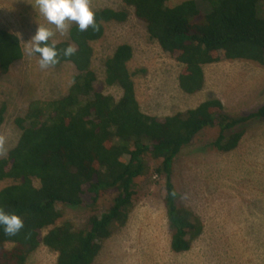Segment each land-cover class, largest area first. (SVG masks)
<instances>
[{"label": "trees", "instance_id": "trees-1", "mask_svg": "<svg viewBox=\"0 0 264 264\" xmlns=\"http://www.w3.org/2000/svg\"><path fill=\"white\" fill-rule=\"evenodd\" d=\"M121 1L126 9L94 11L96 29L89 26L81 32L74 24L68 40L55 41L61 54L50 69H73L67 90L61 93L58 79L56 96L35 94L31 87L13 120L19 137L0 157V208L20 215L24 227L14 236L0 230V264H29L42 246L56 254L55 264H94L103 243L127 223L139 181L154 176L165 183L171 250L188 252L205 225L189 206L179 203L173 183L177 159L207 130L217 135L210 148L231 153L245 134L239 128L264 120V104L233 117L218 99L162 118L144 113L135 81L143 70H130L134 49L129 44L119 45L105 60L104 83L93 67L94 43L103 39L107 25L126 23L131 9L145 23L150 38L182 65L176 77L180 90L198 94L206 85L204 68L222 57L264 68V0H199L209 7L206 15L197 0L176 7H170L168 0ZM69 45L76 51L64 57L62 51ZM24 54L20 38L0 29V75H8ZM99 81L104 87H119L121 98L107 95L97 87ZM8 117L3 103L0 133ZM105 197L112 198L110 207L99 212ZM66 207L90 210L83 229L65 220Z\"/></svg>", "mask_w": 264, "mask_h": 264}, {"label": "rangeland", "instance_id": "rangeland-1", "mask_svg": "<svg viewBox=\"0 0 264 264\" xmlns=\"http://www.w3.org/2000/svg\"><path fill=\"white\" fill-rule=\"evenodd\" d=\"M185 1L188 0H168V5L176 7ZM197 1L202 15H206L209 7ZM34 3L35 0H0V29L16 34L25 53L8 75H0V105L5 103L9 109V121L0 133V157L17 143L19 134L13 120L24 108L22 102L29 98L30 88L35 94L56 96L57 79L62 94L71 82L70 66L41 69L39 59L28 56L25 49L38 23L53 31L50 39L61 42L68 40L75 22L62 35L39 15ZM89 3L93 12L104 8L126 9L121 0H89ZM128 10L126 23L107 25L103 39L94 43L93 67L104 83L105 60L119 45H131L134 57L130 70L144 69L135 80L144 113L162 118L218 99L229 115L243 117L264 104V68L257 63L227 61L223 57L204 68L206 85L202 92L183 93L176 80L182 65L150 38L145 23ZM100 81L97 87L102 86L115 100L121 98L123 92L119 87H104ZM239 129H244L245 134L231 153L210 148L217 135L215 130H207L177 159L173 183L179 192V203L189 206L206 229L188 252L177 254L171 250L173 230L164 205L165 183L154 176L152 180L139 181V195L127 223L103 243L101 256L94 264H264V120H255ZM111 200L101 199L99 212L106 211ZM64 209L65 220L78 229H83L92 214L86 208ZM55 263L56 254L42 246L29 264Z\"/></svg>", "mask_w": 264, "mask_h": 264}, {"label": "clouds", "instance_id": "clouds-1", "mask_svg": "<svg viewBox=\"0 0 264 264\" xmlns=\"http://www.w3.org/2000/svg\"><path fill=\"white\" fill-rule=\"evenodd\" d=\"M33 7L39 15L55 26L62 35L68 29L71 22H75L79 31L83 32L91 26L97 28L94 20V12L90 8L89 0H35ZM54 35L49 28L38 23L37 29L25 49L28 56H39L41 69L54 66L59 61L60 52L56 48L55 41L50 42ZM76 49L69 45L63 49L62 55L70 57ZM24 227V221L20 215L7 212L0 208V230L5 235L14 236Z\"/></svg>", "mask_w": 264, "mask_h": 264}, {"label": "bare ground", "instance_id": "bare-ground-1", "mask_svg": "<svg viewBox=\"0 0 264 264\" xmlns=\"http://www.w3.org/2000/svg\"><path fill=\"white\" fill-rule=\"evenodd\" d=\"M228 1V0H227ZM143 49V48H142ZM170 62V61H169ZM144 70V69H143ZM151 70V69H150ZM179 72V71H178ZM247 72V71H246ZM252 72V71H251ZM135 79V78H134ZM136 80V79H135ZM178 81V80H177ZM252 81H253V79H252ZM256 84V83H255ZM262 88V87H261ZM178 90V89H177ZM262 91V90H261ZM264 97V96H263ZM197 105V104H196ZM156 108V107H155ZM162 108V107H161ZM160 108V109H161ZM152 111V110H151ZM163 111V110H162ZM176 115V114H175ZM210 146V145H209ZM189 155V154H188ZM178 191V190H177ZM193 192V191H192ZM181 193V192H180ZM194 196V195H193ZM192 196V197H193ZM200 199V198H199ZM162 200V199H161ZM184 204V203H183ZM159 205V204H158ZM78 208V207H77ZM86 208V207H85ZM190 210V209H189ZM164 211V210H163ZM218 214V213H217ZM209 215V214H208ZM218 216V215H217ZM223 216V215H222ZM210 217H211V215H210ZM218 218V217H217ZM223 219V218H222ZM227 220V219H226ZM219 221V220H218ZM214 226V225H213ZM214 228V227H213ZM237 228V227H236ZM228 229H229V227H228ZM206 230V229H205ZM234 230V229H233ZM245 230V229H244ZM230 232V231H229ZM203 235V234H202ZM208 235H210V234H208ZM200 237V236H199ZM205 237V236H204ZM202 238V237H201ZM204 240V239H203ZM202 243V242H201ZM204 244V243H203ZM194 247V246H193ZM198 250V249H197ZM119 255V254H118Z\"/></svg>", "mask_w": 264, "mask_h": 264}]
</instances>
